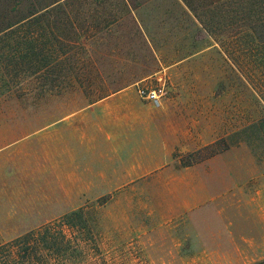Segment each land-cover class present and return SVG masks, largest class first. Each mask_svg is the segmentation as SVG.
Masks as SVG:
<instances>
[{"label": "rangeland", "instance_id": "rangeland-1", "mask_svg": "<svg viewBox=\"0 0 264 264\" xmlns=\"http://www.w3.org/2000/svg\"><path fill=\"white\" fill-rule=\"evenodd\" d=\"M40 24L51 81L64 87L0 97V243L66 214L59 264L263 259L264 126L248 125L264 122V80L251 84L181 0H62ZM139 87L159 94L147 124L128 117L132 129L113 133L101 108L84 122L79 109L103 94L147 102ZM77 135L102 155L114 136L122 153L147 144L157 174L58 177L60 145Z\"/></svg>", "mask_w": 264, "mask_h": 264}, {"label": "trees", "instance_id": "trees-1", "mask_svg": "<svg viewBox=\"0 0 264 264\" xmlns=\"http://www.w3.org/2000/svg\"><path fill=\"white\" fill-rule=\"evenodd\" d=\"M60 1L0 0V97L28 91L45 95L53 91L54 87L57 90L64 87L58 84V79L56 83L51 81L50 74L56 70L50 72L47 67L46 35L40 24H44ZM181 1L251 84L264 80V0H222L217 3L206 0ZM34 24H37L36 28ZM50 50L54 51L53 48ZM20 73L35 76L38 83L35 86L21 85ZM248 126L262 128L264 122ZM214 153L213 150L207 156ZM72 214H79V211H73ZM66 219L68 215L64 214L58 219L59 223L56 220L47 222L1 242L0 264L64 262L69 242L57 224H70ZM248 264H264V258Z\"/></svg>", "mask_w": 264, "mask_h": 264}, {"label": "crops", "instance_id": "crops-1", "mask_svg": "<svg viewBox=\"0 0 264 264\" xmlns=\"http://www.w3.org/2000/svg\"><path fill=\"white\" fill-rule=\"evenodd\" d=\"M150 105L149 102L133 100L131 97L124 95L122 90H117L92 101L79 110L85 111L83 112L85 115L83 118L84 122L88 121L91 123L93 118L91 113L92 110L98 108L103 110L106 109V112L111 115V117H109L110 122H112L114 126L117 124L119 125V127H115L113 133H116V129H118V132L122 131L123 134H125L128 130L132 129L131 126L125 125L128 117H130L131 120L136 118L142 120L140 117L143 116V120L146 124L148 123V107ZM75 112L67 113L65 116H62L60 119L61 124L73 117ZM151 122L154 123L153 121ZM76 139V142L67 144L62 141L60 145L58 177H147L153 173L157 174L156 170H158V168L149 170L147 167L148 158L153 149H148L147 144H143L144 146L137 144V147L131 149L130 153L127 152V149L122 153L121 150L123 147L119 144L120 142L116 141V137L114 136L108 141L106 154L104 153L102 155L99 150L94 152L93 148L90 146L85 145L81 148L79 135H77ZM161 147L163 149V146ZM81 150L83 151V156L85 155L91 159H98L100 156H104L102 157V161H104V159L106 161L102 162L101 165H96L92 160L88 163H81ZM164 152L169 157V149L164 150ZM260 177H264V174Z\"/></svg>", "mask_w": 264, "mask_h": 264}, {"label": "built area", "instance_id": "built-area-1", "mask_svg": "<svg viewBox=\"0 0 264 264\" xmlns=\"http://www.w3.org/2000/svg\"><path fill=\"white\" fill-rule=\"evenodd\" d=\"M138 95L149 102L152 106L159 105V94L152 88L139 87L137 88Z\"/></svg>", "mask_w": 264, "mask_h": 264}]
</instances>
